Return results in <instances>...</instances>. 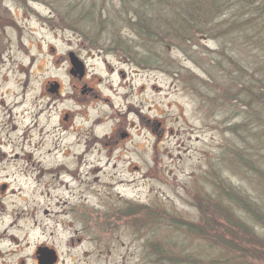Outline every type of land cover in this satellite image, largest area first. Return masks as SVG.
<instances>
[{
	"label": "rangeland",
	"instance_id": "374dc122",
	"mask_svg": "<svg viewBox=\"0 0 264 264\" xmlns=\"http://www.w3.org/2000/svg\"><path fill=\"white\" fill-rule=\"evenodd\" d=\"M128 1L111 0L121 10L112 13L109 7L106 13L97 0H0V98L6 105H0V233L11 224L5 231L9 238L31 240L28 249L5 251L0 246V264H37L39 245L55 251V264H157L159 247L167 262L181 259L204 236L187 234L180 224L184 231L171 226L180 219L196 223L201 203H213L218 196L216 184L224 179L254 197L256 182L237 159L256 160L264 170V120L257 117L254 88L251 94L244 88L222 89L227 83L218 74L219 64L211 61L218 57L220 43L213 33L191 40L169 37L158 49L144 48L123 15ZM93 3L101 8L96 14L100 19L81 21L80 15L94 10ZM117 13L121 23L106 29L105 19ZM80 42L88 55L78 52L87 56L90 70L115 88L114 93L104 90L110 105L93 104L88 110L92 118L108 115L94 131H108L117 118L111 114L120 108L121 117L135 123L131 141L121 144L129 152L95 149L78 158L73 151L57 149L40 156L35 147L44 122L39 110L48 94L42 86L58 81L63 91L69 89V66L61 60ZM225 51L264 81V66L254 65L252 51L237 43L226 45ZM147 55L153 60L143 61ZM109 67L123 70L124 79L109 74ZM217 83L220 90L211 92ZM219 92L225 96L220 105ZM238 94L247 105L235 101ZM70 105L62 102L58 107ZM127 107L161 122L167 136L156 150L153 136L137 127L135 113L124 112ZM45 122L52 123L51 118ZM33 149L27 156L25 151ZM134 165L140 177L147 171L153 175L156 167L155 179L128 184L130 176L122 168ZM3 184L6 188L1 189ZM260 197L264 202V194ZM91 208L93 217H88ZM208 220L220 219L209 213Z\"/></svg>",
	"mask_w": 264,
	"mask_h": 264
},
{
	"label": "trees",
	"instance_id": "16d2710c",
	"mask_svg": "<svg viewBox=\"0 0 264 264\" xmlns=\"http://www.w3.org/2000/svg\"><path fill=\"white\" fill-rule=\"evenodd\" d=\"M97 1H101L103 9L93 3L94 10L89 11V15H80L83 17L81 21L91 22L94 17L100 19L96 16L100 11L97 9L106 13L109 7L112 13L114 10H121L114 9L111 0ZM67 6H73L74 13L78 11L74 10L73 4ZM163 11H168L172 16L164 17L161 13ZM123 15L127 17L129 26L142 40L141 45L146 49H158L169 37L191 40L189 38L197 35L213 33V37L219 38L220 43L218 57L215 60L211 58V61L219 64L218 74L222 75L227 83L225 87L222 85V89L233 92L244 88L243 92L251 94L253 87L252 99L259 107L257 117L261 121L264 120V81L254 78V74L225 51L226 45L229 47L230 43H237L241 48L252 51L254 65L259 63L264 66V0H129L128 3H123ZM86 16L90 18L86 19ZM118 16L117 13L105 19V28H113L115 23H121ZM154 53L152 51V54ZM151 60L152 57L147 55L143 61ZM224 62L227 66L223 65ZM248 78L254 82L250 83ZM217 89L220 90L219 83L210 86L211 92ZM239 94L235 101L246 103ZM230 97V100H233L235 96L230 94ZM223 98L225 96L219 92L216 103L220 105V99ZM262 156L264 162V155ZM237 159L249 170L251 179L256 182V185H253L254 197L224 179L221 185L216 184L218 181L214 180L219 187L216 190L218 196L212 200L213 203H201L198 207L197 222H184L180 219L174 222V227L171 226L175 230L184 231L178 229L177 224H180L189 232L185 231L187 234L204 236L201 245L192 253L183 255L181 259L175 256L169 258L168 262L162 255L165 250L159 247L160 261L157 264H264V202L260 197L261 193L264 194V170L256 160L246 163L244 157ZM209 213L220 220H208ZM181 260L186 262H179Z\"/></svg>",
	"mask_w": 264,
	"mask_h": 264
},
{
	"label": "flooded vegetation",
	"instance_id": "af4514ba",
	"mask_svg": "<svg viewBox=\"0 0 264 264\" xmlns=\"http://www.w3.org/2000/svg\"><path fill=\"white\" fill-rule=\"evenodd\" d=\"M78 50L88 55L84 43L80 42V47L68 51L67 59L62 57L63 60H61V64L69 66L67 70L69 89L63 91V87L58 81H53L54 83L49 81L47 85L42 86V93L46 94L48 92V94L42 96L44 99L42 103L43 106L40 108L39 113L43 116L42 120L44 122L41 124L39 138L35 147L40 149V152H38L40 156H42L43 153H51L57 149L63 150L64 153L73 151L74 156L78 158L91 155L95 149L100 153L104 151L106 154L112 152L113 148L114 150L120 148L118 152L121 154L123 152H129V150H125L124 146H121V144L131 141L130 130L135 128V123L134 121H125L119 112L120 108L115 109L114 113L111 114V117L114 115L117 116V118H114V125H112L108 131L102 132L101 134L95 133L94 128L102 124L103 118H106L108 115L103 113L92 118L88 115V110L93 107V104L110 105V99L108 96L104 95V90L114 93L115 88L110 83L106 84L101 76L90 70L91 66L87 63L85 58L87 56H83ZM122 71L121 69L115 70L109 67L108 73H116L119 77L124 79ZM119 86L120 85H117V87ZM62 102L71 103L69 107L73 108L67 107L68 109H60L58 106ZM0 105L6 106L2 98H0ZM124 112L135 113L134 116L137 120V127L139 126L141 130H145V132L153 136L154 150H156L159 141H162L167 136L164 133L165 128H162L161 122L156 117L153 118L147 115H141L139 111L135 112L129 107H127ZM50 118L52 123L45 122L46 119L50 121ZM49 124L50 126H48ZM62 133H64L65 136H62ZM132 147L135 148L136 146L133 145ZM35 150L36 149H33V151L26 150L25 152L28 153L27 156H30L33 155ZM87 168L90 169V167ZM48 169L51 172L54 171L52 168ZM122 169L127 176H130L127 178L128 184H132L134 180L140 181L142 178L145 180L155 179L157 175L156 167L152 172L153 175L148 174L147 171L142 175L143 177H140L141 170L136 165ZM70 174H74V172H70ZM79 182L83 183L85 186L86 184L88 185V183L81 182L80 180ZM128 199L139 202L134 197H128ZM88 211H91L92 215L87 214V216L93 217V208Z\"/></svg>",
	"mask_w": 264,
	"mask_h": 264
},
{
	"label": "bare ground",
	"instance_id": "6f19581e",
	"mask_svg": "<svg viewBox=\"0 0 264 264\" xmlns=\"http://www.w3.org/2000/svg\"><path fill=\"white\" fill-rule=\"evenodd\" d=\"M5 229L0 233V246L5 248V251H12L13 248L16 250H21L22 247L25 249L30 248L31 246V240L28 238H25L23 240H19L14 236H11L12 238H9V233L6 234L5 231L9 228H11V224H5L3 226ZM22 243V244H20ZM23 245V246H22Z\"/></svg>",
	"mask_w": 264,
	"mask_h": 264
},
{
	"label": "water",
	"instance_id": "95a60500",
	"mask_svg": "<svg viewBox=\"0 0 264 264\" xmlns=\"http://www.w3.org/2000/svg\"><path fill=\"white\" fill-rule=\"evenodd\" d=\"M36 253L39 255L37 256L38 264H53L56 260L54 251L46 247H38Z\"/></svg>",
	"mask_w": 264,
	"mask_h": 264
}]
</instances>
